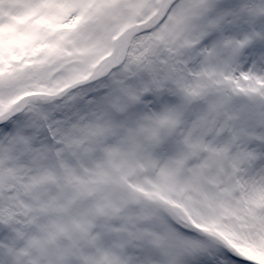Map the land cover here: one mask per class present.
<instances>
[{"label":"snow or ice","instance_id":"snow-or-ice-1","mask_svg":"<svg viewBox=\"0 0 264 264\" xmlns=\"http://www.w3.org/2000/svg\"><path fill=\"white\" fill-rule=\"evenodd\" d=\"M10 2L0 0V264H76L16 251L57 239L94 250V264H259L264 0H15L22 12L6 21ZM104 17L123 38L111 55L127 54L144 87L120 105L107 77L58 96L48 70L91 51L81 41ZM25 80L31 103L5 102ZM163 189L242 214L254 248L182 227L149 203H170Z\"/></svg>","mask_w":264,"mask_h":264},{"label":"rangeland","instance_id":"rangeland-1","mask_svg":"<svg viewBox=\"0 0 264 264\" xmlns=\"http://www.w3.org/2000/svg\"><path fill=\"white\" fill-rule=\"evenodd\" d=\"M22 8L23 5L15 2V0L10 3H5L3 18L7 21L10 17L19 15L22 12ZM115 22L117 23L114 19L104 17L96 24L91 25L88 29V39L86 41H81V46L86 48L89 45H95V47L91 51L76 52L78 53L76 59L73 58L74 55L65 56L60 60L63 65L62 67L60 66V61L56 62L48 70L47 78L44 83L60 88L61 91L75 88L77 85H82L84 84L83 82L91 78L103 77L109 67H111L115 57L117 61L116 68L121 64L123 65V67L121 65L123 71L118 77L124 76L125 74L127 75L126 72L130 73L135 66L130 65L129 63H127L126 66V62H129L127 54H124L121 57L111 55L113 44L112 47H110V51L106 53L99 62L90 64L99 53L101 54L107 50V39L112 33H114L113 26L116 24ZM122 43L123 41L117 42V51H119ZM121 61H125L124 64ZM116 68L113 70H116ZM113 70H111L109 74ZM31 83L32 81L25 80L18 89L6 91L3 95L4 101L10 103L13 107L30 104V100L21 101L16 93L17 91L22 93L21 91L30 87ZM69 84L73 85L67 86ZM114 84L115 88L119 89L118 84ZM69 92H71V90ZM75 93L72 94L77 95ZM66 94L64 97L70 99L71 97ZM124 102V95H119L116 101L112 104L120 105ZM113 110H115V108H113ZM133 179L135 180V178ZM141 179L145 186L150 189L151 183L154 182V178L149 175L142 177ZM161 195L169 200L170 203H163L159 199H154L149 201V203L159 206L163 212L169 215L182 227L194 230L209 240H214L208 235V232H213L215 236L222 237L221 242L229 244L241 254L249 252L257 243V238L254 234L255 230L245 223L242 214L237 216L231 211L214 207L197 192L177 193L174 190L163 189ZM237 243L240 244V246L236 245ZM16 251L21 253L22 258L24 259L40 258L41 261L46 259L55 261L61 253L69 254L70 258L76 261V264H94V261L97 259V254L94 250L89 251L86 246L74 248L72 241L69 239H57L48 243L43 248L32 246L27 242H24L21 243ZM259 264H264V258H260Z\"/></svg>","mask_w":264,"mask_h":264},{"label":"trees","instance_id":"trees-1","mask_svg":"<svg viewBox=\"0 0 264 264\" xmlns=\"http://www.w3.org/2000/svg\"><path fill=\"white\" fill-rule=\"evenodd\" d=\"M116 23V22H115ZM113 32L107 39V50L103 53H99V55H97L95 57V59L90 63V64H93L95 62H99V60H101L105 55L106 53H108L110 51V47H112V40L119 34V26L118 24L116 23L114 26H113ZM78 53H76L75 51L73 52L72 55H74V59H76V55ZM60 61V60H59ZM129 61V60H128ZM125 62V61H124ZM123 62V64H124ZM61 63V61H60ZM127 63L129 62H126V66H127ZM122 65V64H121ZM121 65L118 66V68H116V70H113L108 76H107V79L110 83H112L114 89L112 88V98H111V104L114 103L116 101V99L118 98V96H122L124 95V100L126 101L127 97H126V93L129 92V91H136V90H140L144 87V81L140 80L138 78V75L136 74V68H134L133 70H131V72H126L127 75L125 74L124 76H121V77H118L119 74L123 71V69L121 68ZM58 66V65H57ZM60 66L62 67V63L60 64ZM123 67V65H122ZM125 69V68H124ZM117 81H119L120 83H116ZM97 82V81H96ZM94 82V84L96 83ZM118 84V87L119 89H116L115 88V84ZM70 85H73V84H69L67 86H70ZM100 87H103V85H99ZM120 91V92H119ZM22 93H20L19 95L17 96H21L23 94H26V93H29L28 91H21ZM75 94L79 95L80 93L77 91ZM74 95V94H72ZM13 98V97H12ZM116 105V104H114ZM189 226V225H187ZM192 227V226H190ZM189 227V228H190ZM207 229V228H206ZM208 235L211 236L212 239L214 240H217V241H222V237H217L213 234V232H208ZM238 246H240V244H236Z\"/></svg>","mask_w":264,"mask_h":264},{"label":"water","instance_id":"water-1","mask_svg":"<svg viewBox=\"0 0 264 264\" xmlns=\"http://www.w3.org/2000/svg\"><path fill=\"white\" fill-rule=\"evenodd\" d=\"M118 41L122 42V41H123V38H121V39H116V41H115V45H116V43H117ZM116 63H117V61H116V59L114 58L111 67H109L108 71H106V73H105L103 76H106V75H107V74H108L113 68H115V67H116ZM99 78H101V77L91 79V80L88 81V82H90V83H91V82H94V81L98 80ZM70 90H72V89H68V90L62 91V92H60V93L58 94V96H64V95H65L66 93H68ZM28 96H30V95H27V96L23 97L21 100H22V101L28 100V99H27Z\"/></svg>","mask_w":264,"mask_h":264},{"label":"bare ground","instance_id":"bare-ground-1","mask_svg":"<svg viewBox=\"0 0 264 264\" xmlns=\"http://www.w3.org/2000/svg\"><path fill=\"white\" fill-rule=\"evenodd\" d=\"M115 50H117V47L115 48ZM116 58V57H115Z\"/></svg>","mask_w":264,"mask_h":264}]
</instances>
